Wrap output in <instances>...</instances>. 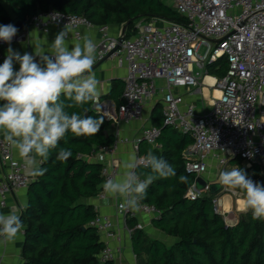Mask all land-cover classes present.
Wrapping results in <instances>:
<instances>
[{
	"label": "built area",
	"instance_id": "2783aa9c",
	"mask_svg": "<svg viewBox=\"0 0 264 264\" xmlns=\"http://www.w3.org/2000/svg\"><path fill=\"white\" fill-rule=\"evenodd\" d=\"M172 8L185 17L184 23L140 20L135 25L136 34L123 35L121 41V36L110 37L106 27H101L104 37L98 43L96 62L114 50L111 57L124 63L127 70L116 116L124 122L140 120L146 103L158 96L163 125L188 134L192 140L182 155L187 173L194 178L203 177L208 185L211 181L205 174L210 162L223 167L233 159H239L247 168L257 165L264 172V0H173ZM67 24L76 37L80 36L81 27L91 25L83 16L55 9L38 10L28 20V25L41 31L51 26L64 28ZM26 38L24 27L11 43ZM5 44L0 41V47ZM221 57L227 62L226 74L222 77L207 74V64ZM207 76L210 81L204 84ZM156 81L163 84L158 86ZM203 86L219 92L218 97L212 98L209 110L186 99L199 96ZM179 89L186 91L177 92ZM106 119L114 120L111 115ZM159 135L158 127L144 128L134 141L137 157L143 156L138 154L139 144L156 146ZM118 143L115 140L99 146V161L106 154H113ZM13 160L17 161L15 166ZM0 165L3 169L0 208H3L10 193L27 189L32 179L2 136ZM101 175L103 181L97 196L103 198L102 185L109 178L115 179L117 169L103 165ZM207 192L208 187L198 190L193 181L186 196L194 200ZM213 203L217 211L216 198ZM119 204L117 212L126 219L159 214L156 207L145 203H141L138 211L121 212ZM90 225L98 229L105 242L99 257L113 260L109 241L117 237L114 224L107 216L97 214ZM136 227L141 229L139 224Z\"/></svg>",
	"mask_w": 264,
	"mask_h": 264
},
{
	"label": "trees",
	"instance_id": "16d2710c",
	"mask_svg": "<svg viewBox=\"0 0 264 264\" xmlns=\"http://www.w3.org/2000/svg\"><path fill=\"white\" fill-rule=\"evenodd\" d=\"M48 9L77 14L98 24L127 22L126 32L130 34L136 32L135 25L140 20L185 22L183 15L161 0H0V25L15 19L28 23L38 10ZM206 71L212 76H224L226 59L221 57L207 64ZM120 102H116V108ZM91 105H84L87 115L103 116L91 110ZM67 110L84 114V109L78 107ZM103 117L104 123L95 136L68 133L46 161L40 158L39 167L46 172L31 180L27 204L20 216L24 225L22 264H115L112 259L99 257L105 242L98 229L90 225L97 212L94 206L83 202L97 196L103 181V164L89 160L88 156L95 146L114 142V136L107 132L111 120ZM162 121L160 118L155 125L160 129V148L151 152L167 160L177 175L155 180L141 203L159 210L152 224L172 241L166 244L151 238L136 227L135 218H127L137 264H264V220H253L250 213L241 214L234 225H227L213 203L222 189L190 200L186 193L195 178L184 170L182 151L192 140L188 134L164 126ZM142 143L145 142L139 144L138 153L145 156L148 151L140 149ZM60 148L72 152L66 162L56 159ZM242 169L259 182L257 165ZM148 171L143 167L137 169L141 179ZM181 175L188 178V183L179 182Z\"/></svg>",
	"mask_w": 264,
	"mask_h": 264
},
{
	"label": "clouds",
	"instance_id": "9594fccd",
	"mask_svg": "<svg viewBox=\"0 0 264 264\" xmlns=\"http://www.w3.org/2000/svg\"><path fill=\"white\" fill-rule=\"evenodd\" d=\"M17 33L12 24L0 25V41L11 45ZM69 35L67 24L49 47L34 42V54L21 55L9 46L0 64V136L15 150L32 176L44 175L46 169L37 166V158L46 161L68 133L77 137L95 136L104 123L103 116L87 115L84 108L89 102L98 104L101 96V81L92 71L98 44L85 32L81 42L70 47ZM14 63L19 64L18 71L14 70ZM74 107L84 109V114L67 110ZM71 156L70 149L60 148L56 159L66 162ZM16 164L13 160V165ZM122 167L120 176L109 178L102 185L107 196L122 198L121 212L138 211L155 180L177 175L167 160L151 151L142 157L129 156ZM140 167L150 170L143 174V179L137 173ZM179 182L188 183V178L181 175ZM218 184L242 194L239 201L242 213H250L253 220H264V183L254 181L235 166L219 172ZM23 228L15 210L8 214L0 212V243H14Z\"/></svg>",
	"mask_w": 264,
	"mask_h": 264
},
{
	"label": "crops",
	"instance_id": "0c3cea01",
	"mask_svg": "<svg viewBox=\"0 0 264 264\" xmlns=\"http://www.w3.org/2000/svg\"><path fill=\"white\" fill-rule=\"evenodd\" d=\"M161 1L167 4L164 0ZM90 24V26H83L80 28L79 37H76L74 31L70 29V35L68 37L70 47L75 43L81 42V36L85 32L93 36L98 44L104 37V34L101 31V27H106V34L110 37L119 38L121 35H124L125 37H131L136 34V32L134 34L126 32V22L108 24H98L96 22H90ZM24 27L27 30V38L25 41L11 43V45L5 44L0 47V64H2L4 59L6 58L7 49L9 46H11L14 51L19 52L21 55H23L25 52L34 54V48L32 45L34 42L38 41L41 45L47 48L54 41L55 36L63 29L60 27L51 26L47 31H41L28 25V23H25L22 28ZM37 60H39V58H37ZM100 60H98L94 64L92 71L96 75V77L101 81V96L98 104L92 103L91 110L102 114L106 118L109 117V115L113 116L114 120H111L107 132L109 134H112L114 136V141L118 140L119 143L116 151L113 154H106L102 162H100L98 158L99 146H95L93 148V153L88 156V159L93 162H100L109 168H113V166H115L117 169V175L115 176V178H117L124 171L122 167L123 162L131 155L137 156V152L134 150L135 139L140 136L144 128L149 126H155L157 124V121L160 118L162 119V109L161 106L158 104V100L160 98L158 96H154L149 102L146 103L143 110V116L140 120L131 122H124L120 120L116 116V102L120 100V95L123 88V80L127 73L126 65L124 63H118L116 59L111 56L101 63H99ZM14 70H19L18 63H14ZM208 77L209 76L204 78V84L209 83V81H207ZM185 91L186 89L177 90V92L180 93H185ZM201 95H204L206 97V103L210 109L212 98L218 97L219 92L217 90L212 91L206 86H203L202 93L199 96L193 98L186 97V99L187 101L196 103L198 107L204 108V106H200ZM144 148L149 152L153 149H159L160 144L157 143L156 146H152L147 143H142L140 149ZM185 149L182 151V155ZM13 154L17 160L23 162L22 160H20L14 149ZM39 164L40 158H37L38 167ZM235 166H239L244 169H249L245 167L241 162H238L234 159L230 160L223 167L218 166L215 161H213L210 162L209 169L205 176L211 182H218V175L220 171L230 170L232 167ZM2 173L3 169L0 165V178L2 177ZM26 174L32 180L36 177L29 174L28 168H26ZM262 180H264V172H262V170L260 169L259 181ZM216 199L218 201V207L220 208V210H217V212L222 214L224 216V219L227 216L229 217L230 221L232 220L230 222L225 219L227 225H234L240 215L244 214L239 210V201L242 199L241 193L236 191L225 190L222 188V190L220 191V196ZM83 202L94 206L98 215L107 216L114 224L117 237L109 241V246L113 249V261L115 262V264H137V258L132 250L131 234L128 230L131 228H129L127 219L117 212V205L122 202V198H112L107 196L106 193H104L103 198L95 196L92 198L84 199ZM26 204L27 189H15L7 197L6 206L0 208V212L8 214L11 211L15 210L16 213L21 216V213L24 210ZM153 218L154 217H151L149 215L141 214L137 218H135L136 225H141V229L146 232L151 238H156L165 242L166 244H169L172 239L164 235L160 230L153 226ZM23 241L24 228L22 230V233L18 236L14 243H0V264H22L23 259L21 257V248L23 245Z\"/></svg>",
	"mask_w": 264,
	"mask_h": 264
},
{
	"label": "water",
	"instance_id": "95a60500",
	"mask_svg": "<svg viewBox=\"0 0 264 264\" xmlns=\"http://www.w3.org/2000/svg\"><path fill=\"white\" fill-rule=\"evenodd\" d=\"M13 24L18 30L21 29L25 25V23L22 20H20V19H15ZM127 24L128 23L126 22L125 26ZM124 29H125V27H124ZM122 38H123V35H121L120 41L122 40ZM215 42H218V41H215ZM113 51L114 50H111L106 56H104L100 60L99 63H101V62L105 61L106 59H108L111 56ZM194 184H195L196 189H198V190H205L206 187H208V192L211 193V194H215L216 192H218V191H220L222 189L219 186L218 182H210L207 185V181L201 176H198V177H196L194 179Z\"/></svg>",
	"mask_w": 264,
	"mask_h": 264
},
{
	"label": "rangeland",
	"instance_id": "374dc122",
	"mask_svg": "<svg viewBox=\"0 0 264 264\" xmlns=\"http://www.w3.org/2000/svg\"><path fill=\"white\" fill-rule=\"evenodd\" d=\"M168 5H172V0H164ZM172 7V6H171ZM137 32V31H136ZM204 52V48H201V50H200V54H202ZM156 84L159 86L160 84H163V81H156ZM207 99H206V97L204 96V95H201V102H200V106H204V109L205 110H209V107H208V105H207ZM228 192V191H227ZM217 210L219 211L220 210V208L217 206ZM236 217H238V216H236ZM225 219H227V221H230L229 220V217H227L226 216V218ZM232 221V220H231ZM230 221V222H231Z\"/></svg>",
	"mask_w": 264,
	"mask_h": 264
},
{
	"label": "bare ground",
	"instance_id": "6f19581e",
	"mask_svg": "<svg viewBox=\"0 0 264 264\" xmlns=\"http://www.w3.org/2000/svg\"><path fill=\"white\" fill-rule=\"evenodd\" d=\"M207 81H210V78H207Z\"/></svg>",
	"mask_w": 264,
	"mask_h": 264
}]
</instances>
